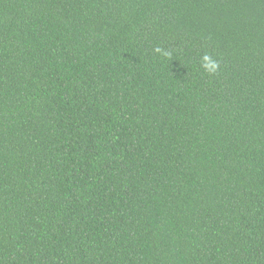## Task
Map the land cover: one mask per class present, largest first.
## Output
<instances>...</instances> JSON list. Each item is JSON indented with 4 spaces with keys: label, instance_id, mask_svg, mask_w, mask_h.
<instances>
[{
    "label": "trees",
    "instance_id": "obj_1",
    "mask_svg": "<svg viewBox=\"0 0 264 264\" xmlns=\"http://www.w3.org/2000/svg\"><path fill=\"white\" fill-rule=\"evenodd\" d=\"M0 264H264V0H0Z\"/></svg>",
    "mask_w": 264,
    "mask_h": 264
},
{
    "label": "clouds",
    "instance_id": "obj_2",
    "mask_svg": "<svg viewBox=\"0 0 264 264\" xmlns=\"http://www.w3.org/2000/svg\"><path fill=\"white\" fill-rule=\"evenodd\" d=\"M154 51L166 59L171 58L172 56V52L166 51L160 47H156ZM200 66L209 74H215L220 69L219 61L207 52L200 57Z\"/></svg>",
    "mask_w": 264,
    "mask_h": 264
}]
</instances>
